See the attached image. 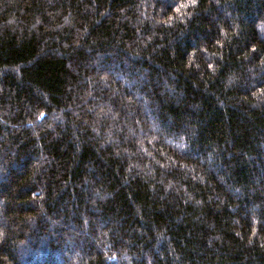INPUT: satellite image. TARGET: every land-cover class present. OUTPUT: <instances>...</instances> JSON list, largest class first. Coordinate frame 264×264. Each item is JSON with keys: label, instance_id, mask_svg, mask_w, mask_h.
Wrapping results in <instances>:
<instances>
[{"label": "trees", "instance_id": "trees-1", "mask_svg": "<svg viewBox=\"0 0 264 264\" xmlns=\"http://www.w3.org/2000/svg\"><path fill=\"white\" fill-rule=\"evenodd\" d=\"M0 264H264V0H0Z\"/></svg>", "mask_w": 264, "mask_h": 264}]
</instances>
